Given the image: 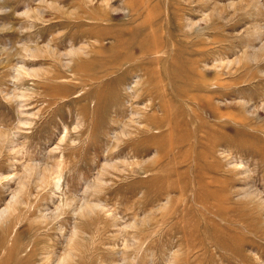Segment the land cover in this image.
<instances>
[{
    "label": "rangeland",
    "instance_id": "374dc122",
    "mask_svg": "<svg viewBox=\"0 0 264 264\" xmlns=\"http://www.w3.org/2000/svg\"><path fill=\"white\" fill-rule=\"evenodd\" d=\"M0 138V264H264V0H0Z\"/></svg>",
    "mask_w": 264,
    "mask_h": 264
},
{
    "label": "bare ground",
    "instance_id": "6f19581e",
    "mask_svg": "<svg viewBox=\"0 0 264 264\" xmlns=\"http://www.w3.org/2000/svg\"><path fill=\"white\" fill-rule=\"evenodd\" d=\"M47 5H48V4H47ZM29 12H30V11H29ZM258 46H259V45H258ZM30 50H31V49H30ZM36 50H37V49H36ZM36 50H35V51H36ZM45 50H46V49H45ZM49 50H50V49H49ZM252 50H253V49H252ZM37 51H38V50H37ZM79 51H81V50H79ZM33 52H34V50H33ZM33 52H32V53H33ZM46 52H47V51H46ZM51 52H52V51H51ZM59 52H60V51H59ZM71 52H73V51H71ZM71 52H70V53H71ZM34 53H35V52H34ZM60 53H61V52H60ZM25 54H26V53H25ZM38 54H39V53H38ZM38 54H37V55H38ZM45 54H46V53H45ZM56 54H57V53H56ZM252 54H253V53H252ZM46 55H47V54H46ZM57 55H58V54H57ZM71 55H72V53H71ZM254 55H255V54H254ZM256 55L258 56V54H256ZM33 56H34V55H33ZM47 56H48V55H47ZM52 56H53V55H52ZM243 59H244V58H243ZM255 59H256V58H255ZM241 60H242V59H241ZM250 60H251V59H250ZM24 65H25V64H24ZM27 69H28V68H27ZM29 71H30V70H29ZM30 73H31V71H30ZM262 108H263V107H262ZM1 137H2V136H1ZM0 139L2 140V138H0ZM4 140H5V139H4ZM6 141H7V140H6ZM6 141H5V142H6ZM5 142H4V143H5ZM2 143H3V142H2ZM22 180H23V179H22ZM26 181H27V180H26ZM22 183H23V182H22ZM24 186H25V185H24ZM22 188H23V187H22ZM19 192H20V191H19ZM14 195H15V194H14ZM16 195H17V193H16ZM18 195H20V194H18ZM18 200H19V199H18ZM12 202H13V201H12ZM15 202H17V201H15ZM17 203H18V202H17ZM83 203H84V202H83ZM9 205H11V203H10ZM9 205H8V206H9ZM82 205H83V204H82ZM89 205H90V204H89ZM91 207H92V206H91ZM10 208H11V207H10ZM6 211H8V210L3 208V210L0 212V219H1L3 216H6ZM10 211H11V210H10ZM132 238H133V237H132Z\"/></svg>",
    "mask_w": 264,
    "mask_h": 264
}]
</instances>
